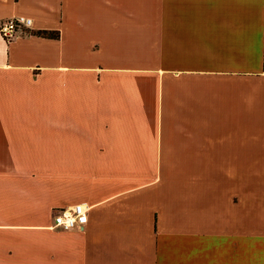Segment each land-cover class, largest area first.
<instances>
[{
  "label": "crops",
  "instance_id": "crops-1",
  "mask_svg": "<svg viewBox=\"0 0 264 264\" xmlns=\"http://www.w3.org/2000/svg\"><path fill=\"white\" fill-rule=\"evenodd\" d=\"M263 9L0 0V264H264Z\"/></svg>",
  "mask_w": 264,
  "mask_h": 264
},
{
  "label": "built area",
  "instance_id": "built-area-1",
  "mask_svg": "<svg viewBox=\"0 0 264 264\" xmlns=\"http://www.w3.org/2000/svg\"><path fill=\"white\" fill-rule=\"evenodd\" d=\"M31 28L32 21L29 18L17 16L8 19L0 25V35L3 39L10 42L17 37L19 31ZM90 208L88 204L80 203L56 210L53 215V228L63 231L81 229L87 220Z\"/></svg>",
  "mask_w": 264,
  "mask_h": 264
},
{
  "label": "trees",
  "instance_id": "trees-1",
  "mask_svg": "<svg viewBox=\"0 0 264 264\" xmlns=\"http://www.w3.org/2000/svg\"><path fill=\"white\" fill-rule=\"evenodd\" d=\"M44 34H46V33H44ZM47 36H49V34H46Z\"/></svg>",
  "mask_w": 264,
  "mask_h": 264
}]
</instances>
